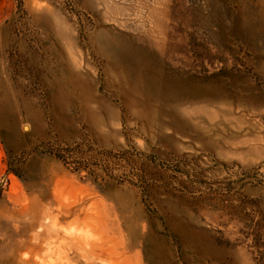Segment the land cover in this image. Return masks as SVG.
I'll list each match as a JSON object with an SVG mask.
<instances>
[{
  "label": "rangeland",
  "instance_id": "obj_1",
  "mask_svg": "<svg viewBox=\"0 0 264 264\" xmlns=\"http://www.w3.org/2000/svg\"><path fill=\"white\" fill-rule=\"evenodd\" d=\"M0 264H264V0H0Z\"/></svg>",
  "mask_w": 264,
  "mask_h": 264
}]
</instances>
